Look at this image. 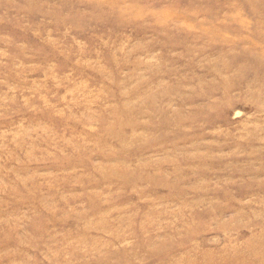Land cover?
<instances>
[{"label": "rangeland", "instance_id": "rangeland-1", "mask_svg": "<svg viewBox=\"0 0 264 264\" xmlns=\"http://www.w3.org/2000/svg\"><path fill=\"white\" fill-rule=\"evenodd\" d=\"M0 264H264V0H0Z\"/></svg>", "mask_w": 264, "mask_h": 264}]
</instances>
